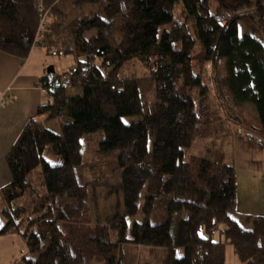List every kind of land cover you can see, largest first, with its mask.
Here are the masks:
<instances>
[{"label": "trees", "instance_id": "16d2710c", "mask_svg": "<svg viewBox=\"0 0 264 264\" xmlns=\"http://www.w3.org/2000/svg\"><path fill=\"white\" fill-rule=\"evenodd\" d=\"M80 1L0 0V52L27 59L38 46L75 60L41 79L48 101L6 156L12 182L0 190V237L17 235L27 249L12 264H126L125 247L163 250L160 264H226L228 245L242 264H264V216L233 218L234 162L187 157L220 127L195 98L208 66L213 81L223 70L236 109L254 107L249 128L264 141V0H100L70 21ZM180 4L185 20L177 22ZM135 60L149 75L122 78ZM238 116L230 121L248 127ZM95 136L100 158L116 164L123 198L103 218L93 200L99 176L82 175L83 141ZM39 168L46 193L19 204ZM221 225L225 241L215 240Z\"/></svg>", "mask_w": 264, "mask_h": 264}, {"label": "rangeland", "instance_id": "374dc122", "mask_svg": "<svg viewBox=\"0 0 264 264\" xmlns=\"http://www.w3.org/2000/svg\"><path fill=\"white\" fill-rule=\"evenodd\" d=\"M99 1L100 0L80 1L79 5L81 7L79 6L74 10L69 20L71 21L75 17L88 15L92 11H95V6L98 5ZM176 20L177 22L185 20V14L181 4L176 8ZM51 23H53V19L48 18L46 20V25H50ZM66 33L67 31L63 30L61 35H65ZM60 43L59 47L62 46V40H60ZM49 60L52 61V64H49V66L55 67L59 73L69 70V68L75 64V60L71 56L55 57L51 55ZM220 67H222V65H220ZM200 74L203 77V83L206 86V90L204 91L203 97L195 94L196 101L201 109L204 108L205 111H209V114H212V117L218 122L216 123V126L220 127L219 129L217 128V132L212 131V127L207 129V131L196 140L191 150L187 152V157L205 155V153L209 152V154H216L217 156L222 155L227 164H232L234 162L236 151H239L237 148L241 145L240 143H248L250 142L249 139L252 141V137L256 136V134L254 135L249 128L250 125L256 124L258 121L256 111L252 105H245L241 109H236L231 96H229L227 87L220 82L224 77L221 68L216 75L217 80L215 81H213L214 74L210 66L200 71ZM148 75L149 71L138 60L125 65L120 72L122 78H144ZM149 100H153V93H150ZM238 115L245 116L246 122H248V127H240V125L230 121V116L239 119ZM256 138L259 137L256 136ZM98 141L99 139L96 136L87 138L83 141V162L85 166L82 175L88 182L94 181L96 176H99L98 180L100 183L93 200H95L97 204L95 213L103 218L107 215L113 214L116 207L122 205L123 198L121 195L115 193L117 192V187L120 183V173L117 170L113 159L104 160L100 158L97 152ZM44 158L53 165L61 163L57 157L48 153L44 154ZM236 174L238 179L237 207L233 218L236 220L242 218L244 221L243 218L247 216H263L264 177L253 173V171L246 172L240 168L236 169ZM31 180L33 182L34 192L32 191L31 194L22 199L19 204L24 203V205L30 206L32 202L37 200V197H41L46 193L42 186L41 168L36 170ZM2 205L0 199V209L2 208ZM249 227H251V224L247 226V228ZM224 229L225 226L221 225L220 231L215 234V240L225 241L224 236L221 234V230ZM20 242L25 248L22 239ZM26 253L27 249L25 251V254ZM125 253L126 264H160L165 257V251L152 248L125 247ZM182 253L183 251L180 250L178 256H182ZM226 264H242L235 255L234 249L231 245H228L226 249Z\"/></svg>", "mask_w": 264, "mask_h": 264}, {"label": "crops", "instance_id": "0c3cea01", "mask_svg": "<svg viewBox=\"0 0 264 264\" xmlns=\"http://www.w3.org/2000/svg\"><path fill=\"white\" fill-rule=\"evenodd\" d=\"M50 57L45 49L38 46L27 59L0 52V101H6L5 106H0V190L12 182L6 162L8 152L38 107L48 101L40 86L41 79L52 73L61 74L49 66L52 64ZM249 141L240 143L234 165L236 169L253 171L264 177V141ZM20 240L17 235L0 237V264H12L25 254L26 246L24 248Z\"/></svg>", "mask_w": 264, "mask_h": 264}, {"label": "built area", "instance_id": "2783aa9c", "mask_svg": "<svg viewBox=\"0 0 264 264\" xmlns=\"http://www.w3.org/2000/svg\"><path fill=\"white\" fill-rule=\"evenodd\" d=\"M6 105V101H0V106H5Z\"/></svg>", "mask_w": 264, "mask_h": 264}]
</instances>
